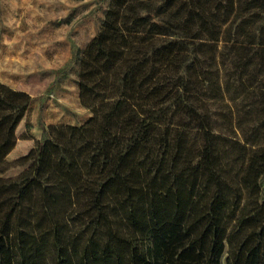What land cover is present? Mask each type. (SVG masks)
<instances>
[{"label":"trees","instance_id":"obj_1","mask_svg":"<svg viewBox=\"0 0 264 264\" xmlns=\"http://www.w3.org/2000/svg\"><path fill=\"white\" fill-rule=\"evenodd\" d=\"M102 26L175 38L176 49L121 119L101 174L81 168L95 114L51 126L33 163L0 178V264H264V0H110ZM167 126L201 133L186 213L173 195L148 200L155 219L138 215V255L95 238L114 207L127 218L146 204L139 154Z\"/></svg>","mask_w":264,"mask_h":264},{"label":"rangeland","instance_id":"obj_2","mask_svg":"<svg viewBox=\"0 0 264 264\" xmlns=\"http://www.w3.org/2000/svg\"><path fill=\"white\" fill-rule=\"evenodd\" d=\"M109 2L0 0V178H16L33 163L51 126L82 125L95 114L94 146L81 168L85 175L106 168L121 119L176 49L175 38L103 28ZM201 156L200 131L159 128L138 158L146 204L127 218L114 207L111 231L94 237L126 244L138 255L146 241L138 215L147 208L144 219H155L148 200L167 195L176 197L175 207L185 214L199 182Z\"/></svg>","mask_w":264,"mask_h":264}]
</instances>
